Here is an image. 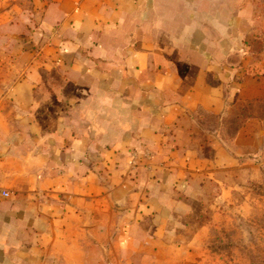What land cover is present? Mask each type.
I'll list each match as a JSON object with an SVG mask.
<instances>
[{
	"label": "crops",
	"instance_id": "0c3cea01",
	"mask_svg": "<svg viewBox=\"0 0 264 264\" xmlns=\"http://www.w3.org/2000/svg\"><path fill=\"white\" fill-rule=\"evenodd\" d=\"M42 24L0 88V264L155 258L196 179L255 146L226 116L264 93V0H55Z\"/></svg>",
	"mask_w": 264,
	"mask_h": 264
},
{
	"label": "rangeland",
	"instance_id": "374dc122",
	"mask_svg": "<svg viewBox=\"0 0 264 264\" xmlns=\"http://www.w3.org/2000/svg\"><path fill=\"white\" fill-rule=\"evenodd\" d=\"M54 1L0 0L3 90L18 81L22 63L39 56L48 43L50 35L44 30L42 19L44 10ZM27 50L31 57L25 56ZM226 118L228 126L234 118L259 121L255 146L243 150L248 154L232 146L238 153L235 161L226 168L215 169L211 178L196 179V184L201 182L203 187L195 185L196 192L183 194L186 205L171 219L157 257L137 260L139 264H264V93L258 102L238 104ZM202 120L212 129L218 125L213 115H202ZM16 132L15 128L13 133ZM227 133L230 132L222 130L224 137ZM203 151L211 156L209 148ZM113 249L114 264H128L118 244ZM100 251L104 256L101 245ZM106 261L100 258V264Z\"/></svg>",
	"mask_w": 264,
	"mask_h": 264
},
{
	"label": "built area",
	"instance_id": "2783aa9c",
	"mask_svg": "<svg viewBox=\"0 0 264 264\" xmlns=\"http://www.w3.org/2000/svg\"><path fill=\"white\" fill-rule=\"evenodd\" d=\"M2 196H3V197H8L9 194H8L7 192H2Z\"/></svg>",
	"mask_w": 264,
	"mask_h": 264
}]
</instances>
